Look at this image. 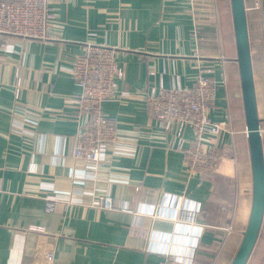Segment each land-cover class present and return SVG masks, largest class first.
<instances>
[{"label":"crops","instance_id":"crops-1","mask_svg":"<svg viewBox=\"0 0 264 264\" xmlns=\"http://www.w3.org/2000/svg\"><path fill=\"white\" fill-rule=\"evenodd\" d=\"M51 6L53 38L0 41V264H31L39 235L33 226L56 237L53 264H159L172 254L187 264H230L253 190L231 0ZM245 6L264 146V0ZM88 41L121 48L125 76L117 87L132 92L169 86L174 73L192 85L199 68H209L221 81L212 116L230 121L224 145L232 168L191 174L144 100L133 98L104 103L121 141L89 173L73 156L79 123L65 115L80 91L72 62ZM105 194L114 207L98 204ZM247 264H264V218Z\"/></svg>","mask_w":264,"mask_h":264},{"label":"built area","instance_id":"built-area-1","mask_svg":"<svg viewBox=\"0 0 264 264\" xmlns=\"http://www.w3.org/2000/svg\"><path fill=\"white\" fill-rule=\"evenodd\" d=\"M55 17L51 0H0V41L6 42L11 36L28 40L51 39ZM84 50L75 57L71 68L80 87L76 107L65 115L79 123L73 138V156L91 166L89 173H93L102 162V153L107 149L115 150L121 141L116 126L103 109L104 103L127 102L133 98L144 100L154 124L170 136L168 146L183 153L184 163L191 174L209 176L226 168L228 162H236L227 155L224 145L226 133L232 132L230 121L212 116L221 81L208 75L209 68H199L192 85H184L181 76L174 73L169 86L161 81L158 85L151 84L132 92L117 87L125 76V69L119 61L121 48L88 41ZM222 82L225 83L226 79ZM15 85L19 95V78ZM187 130L191 136L187 135ZM98 204L112 208L114 199L105 194L100 196ZM30 229L39 233L31 264H53L56 237L38 226ZM159 264L187 263L172 254L166 255Z\"/></svg>","mask_w":264,"mask_h":264},{"label":"water","instance_id":"water-1","mask_svg":"<svg viewBox=\"0 0 264 264\" xmlns=\"http://www.w3.org/2000/svg\"><path fill=\"white\" fill-rule=\"evenodd\" d=\"M252 166V206L242 242L230 264H247L264 218V146L258 112L245 0H231Z\"/></svg>","mask_w":264,"mask_h":264},{"label":"rangeland","instance_id":"rangeland-1","mask_svg":"<svg viewBox=\"0 0 264 264\" xmlns=\"http://www.w3.org/2000/svg\"><path fill=\"white\" fill-rule=\"evenodd\" d=\"M229 164V165H228ZM230 164H232L231 162H228L226 165L228 166V167H231L232 168V165H230Z\"/></svg>","mask_w":264,"mask_h":264},{"label":"trees","instance_id":"trees-1","mask_svg":"<svg viewBox=\"0 0 264 264\" xmlns=\"http://www.w3.org/2000/svg\"><path fill=\"white\" fill-rule=\"evenodd\" d=\"M214 173V172H213Z\"/></svg>","mask_w":264,"mask_h":264}]
</instances>
